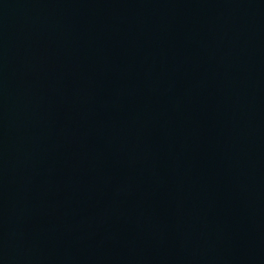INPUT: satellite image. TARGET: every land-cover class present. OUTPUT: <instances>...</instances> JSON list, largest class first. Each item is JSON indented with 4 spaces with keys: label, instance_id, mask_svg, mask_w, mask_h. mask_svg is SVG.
Here are the masks:
<instances>
[{
    "label": "water",
    "instance_id": "95a60500",
    "mask_svg": "<svg viewBox=\"0 0 264 264\" xmlns=\"http://www.w3.org/2000/svg\"><path fill=\"white\" fill-rule=\"evenodd\" d=\"M0 264H264V0H0Z\"/></svg>",
    "mask_w": 264,
    "mask_h": 264
}]
</instances>
